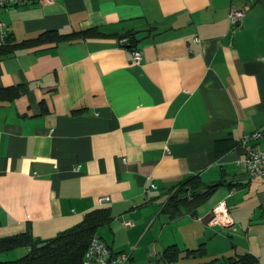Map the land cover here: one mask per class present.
<instances>
[{"label":"crops","instance_id":"crops-1","mask_svg":"<svg viewBox=\"0 0 264 264\" xmlns=\"http://www.w3.org/2000/svg\"><path fill=\"white\" fill-rule=\"evenodd\" d=\"M232 6L245 7L235 28ZM0 18L10 43L28 40L0 57V89L25 88L0 99V238L46 240L107 207L95 235L126 264L172 244L178 264H264V177L241 164L264 136L240 143L264 126V0H33ZM129 32L137 64L119 43ZM192 175L219 186L170 218V190ZM221 201L225 228L208 224Z\"/></svg>","mask_w":264,"mask_h":264},{"label":"trees","instance_id":"trees-1","mask_svg":"<svg viewBox=\"0 0 264 264\" xmlns=\"http://www.w3.org/2000/svg\"><path fill=\"white\" fill-rule=\"evenodd\" d=\"M84 31L72 34L61 35L56 32H44L29 42L37 44L44 39L54 38L58 40L72 39L74 36L84 34ZM125 37L127 42L122 46L128 49H135L136 38L132 32L120 37ZM23 43H10L8 37L0 44V57L12 53L15 47ZM21 85L0 89V99L9 100L24 92ZM219 186L218 182L204 184L198 176H189L178 182L169 192L168 199L162 210L169 214L170 218L185 212H192L202 200ZM112 219L111 210L107 207H100L86 212L81 221L75 225L58 232L54 237L46 240L33 238L29 229L26 231L0 238V252H6L14 248L24 247L27 252L15 260H2L0 264H81L83 254L91 238L97 233L99 227L108 224ZM38 244H43L38 247ZM203 247L197 249H186V256L199 257L203 254ZM182 250L177 245L165 247L158 256L157 261L163 264H178ZM236 264H254V259L242 256L235 261ZM233 264V261L231 262Z\"/></svg>","mask_w":264,"mask_h":264},{"label":"built area","instance_id":"built-area-1","mask_svg":"<svg viewBox=\"0 0 264 264\" xmlns=\"http://www.w3.org/2000/svg\"><path fill=\"white\" fill-rule=\"evenodd\" d=\"M33 0H0V13L1 9L7 5H20L29 3ZM51 2L53 0H42ZM245 7L237 8L230 7L228 13V22L231 28H235L239 25L241 18L244 15ZM7 37V31L4 23L0 18V44L4 43ZM127 42L125 37L119 39V43L122 45ZM132 60L134 63H139L142 58V52L139 49L131 51ZM264 136V126L250 132L241 137L240 143L245 145L248 141L258 139ZM241 164L244 170L251 177H264V150H257L253 147H247L245 149V155L241 160ZM109 201L108 196H103L98 199V204L101 205L104 202ZM233 223L228 208L224 201L219 202L212 208V215L208 222L211 226H218L225 228L231 226ZM123 225L132 226L131 221H124ZM130 259V254L127 252H115L113 251L100 237L94 235L83 254L81 264H124Z\"/></svg>","mask_w":264,"mask_h":264},{"label":"rangeland","instance_id":"rangeland-1","mask_svg":"<svg viewBox=\"0 0 264 264\" xmlns=\"http://www.w3.org/2000/svg\"><path fill=\"white\" fill-rule=\"evenodd\" d=\"M25 254V251L23 248H14V249H11L9 251H6V252H0V261L2 260H15L21 256H23ZM151 258V260H149L147 258V263L145 264H163L162 262H157V257L156 256H152V257H149ZM126 264V262L124 263Z\"/></svg>","mask_w":264,"mask_h":264},{"label":"water","instance_id":"water-1","mask_svg":"<svg viewBox=\"0 0 264 264\" xmlns=\"http://www.w3.org/2000/svg\"><path fill=\"white\" fill-rule=\"evenodd\" d=\"M42 245H43V244H38L37 246H38V247H41Z\"/></svg>","mask_w":264,"mask_h":264}]
</instances>
